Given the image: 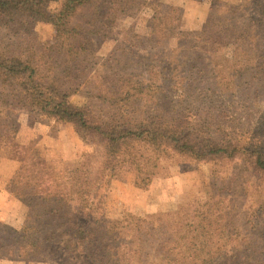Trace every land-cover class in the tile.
Returning a JSON list of instances; mask_svg holds the SVG:
<instances>
[{
  "label": "rangeland",
  "instance_id": "obj_1",
  "mask_svg": "<svg viewBox=\"0 0 264 264\" xmlns=\"http://www.w3.org/2000/svg\"><path fill=\"white\" fill-rule=\"evenodd\" d=\"M64 1L48 0V10L57 11ZM89 13V8H79L66 20L67 27L81 32L74 41L87 48L76 60L55 53L60 40L53 20L35 21L32 32L22 30L17 36L1 28L0 48L14 55L24 50L42 70L51 66L66 74L59 81L74 92L70 102L96 114L112 112L93 98L97 86L105 90L115 85L136 95L143 82V103L149 105L151 120L177 123L199 139L264 149V56L259 55L264 48V0H117L113 20L105 21V35L85 33ZM253 53L262 58L259 68L248 71L256 61ZM129 73L135 75L131 82H118ZM10 96L0 105V194L11 169L4 162L20 164L34 156L47 162L57 188L75 184L83 191L73 195L78 211L154 231L167 222L166 237H172L176 221L182 223L179 245L188 252L176 258L181 263L210 260L205 254L217 249L264 245V174L244 163L242 155L197 161L163 148L149 149L136 162L139 166L124 158L105 169L102 139L80 137L71 124L39 114L18 90ZM42 129L64 137L65 147L80 146V154L67 160L36 148L32 135L40 131V136ZM73 209L65 213L58 206L43 212L41 219L62 235ZM20 210L15 212L20 227L0 218V264H73L56 245L39 248L28 241L38 214L28 207ZM189 249H196L194 258L187 259L193 255ZM148 251L132 255L127 264H169Z\"/></svg>",
  "mask_w": 264,
  "mask_h": 264
},
{
  "label": "trees",
  "instance_id": "obj_2",
  "mask_svg": "<svg viewBox=\"0 0 264 264\" xmlns=\"http://www.w3.org/2000/svg\"><path fill=\"white\" fill-rule=\"evenodd\" d=\"M116 1L65 0L57 11L51 12L47 7L48 0H0V29L6 28L12 31V35L17 36L22 30L26 33L32 32V23L35 21L53 20L57 38L60 40L56 43L55 53L63 57L68 54L71 59L76 60L87 48L74 41L81 32L76 33L75 29L67 27L66 20L79 8L87 7L90 13L88 30L86 29L85 33L105 35V21L113 20ZM16 18L20 21H15ZM71 33L75 34L65 38V35ZM9 53L0 48V105L4 106V98L8 102L13 91L18 90L24 95L27 104L36 108L39 114L56 122L71 124L80 137H99L106 146L105 169L115 161H124V158L130 162L129 165L139 166L136 162L144 152L163 148L164 151L176 152L197 161L234 160L242 155L244 163L254 171L264 174L262 147L245 149L240 143L217 141L212 138L199 139L177 123L165 125L151 120L147 115L149 105L143 103L147 94V86H143V82H139L136 95L132 93V89L122 90L115 85H110L105 90L102 86H97L93 98L102 104H108L112 112L109 111L107 115L96 114L90 107H80L70 102L74 92L63 88L59 81L62 76H67L66 74L57 72L55 67L51 66L42 70L34 62V58L24 50L17 55ZM251 55L256 61L246 68L248 71L259 68L258 60L262 58L255 53ZM259 55L264 56V48ZM134 78L135 75L130 73L123 74L118 78V82L122 80L129 83ZM129 108L132 110L129 111ZM7 189L26 207L38 214L37 224L27 237L28 241L34 242L32 245L39 248L46 243L56 245L55 249L68 252L73 264H127L132 255H143L146 249L149 250L147 254L153 252L169 264H264V245L232 248L230 252L217 249L205 254L210 260L181 263L176 258L188 252L180 249L179 245L182 239L180 236L183 231L182 223L176 221L173 225L176 226L171 231L172 237H166L167 222L162 223L161 228L155 230V233L153 227L141 229L140 226L120 221H108L103 218L98 220L90 211L86 213L84 210L78 211L76 209L78 204L73 202L76 201L73 195L81 194L83 191L75 184L63 189L57 188L53 173L47 164L34 156H28L20 163L7 184ZM58 206L64 212L66 208L74 207L69 211L72 215L68 224L62 225L65 232L62 235L58 233V227L41 219L43 212L55 211ZM187 223L189 222L185 224ZM261 236L260 239L263 241L264 232ZM195 252L196 249H193L189 253L193 254L192 257L187 259L194 258ZM172 253L175 255L169 258ZM218 258L221 260L216 263L214 260Z\"/></svg>",
  "mask_w": 264,
  "mask_h": 264
},
{
  "label": "crops",
  "instance_id": "obj_3",
  "mask_svg": "<svg viewBox=\"0 0 264 264\" xmlns=\"http://www.w3.org/2000/svg\"><path fill=\"white\" fill-rule=\"evenodd\" d=\"M73 129V128H72ZM48 129H42V132L39 135H37L39 132L32 135V138H34V143L36 148H40L42 151H48V153L52 155H56V157L65 158L67 160H73L77 158V154H80V146L72 145L71 143L68 144V147L63 146L64 137L57 136L52 137L48 135ZM74 131V129H73ZM30 134V133H29ZM72 144L75 143V140L72 139ZM38 158V157H37ZM39 159V158H38ZM42 160V159H41ZM44 161V160H43ZM46 164L47 162L44 161ZM4 165H8L11 167L8 175L4 177V190H2V193L0 194V200L4 201V212L0 211V218L4 220V223L9 224L13 227H20L22 225V221H16L18 218V214H16V210L21 211L20 209L26 207L22 202H20L14 195H12L9 190L7 189V184L11 180V178L14 176L16 170L18 169L19 165L18 162L14 160H9L4 162ZM48 166V164H47ZM24 206V207H22ZM20 208V209H19ZM15 209V210H14ZM16 214V215H15Z\"/></svg>",
  "mask_w": 264,
  "mask_h": 264
}]
</instances>
